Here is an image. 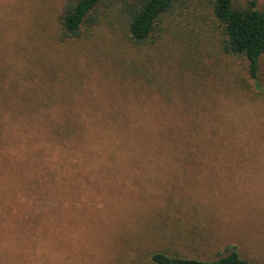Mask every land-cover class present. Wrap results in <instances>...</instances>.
I'll return each instance as SVG.
<instances>
[{"label":"rangeland","instance_id":"374dc122","mask_svg":"<svg viewBox=\"0 0 264 264\" xmlns=\"http://www.w3.org/2000/svg\"><path fill=\"white\" fill-rule=\"evenodd\" d=\"M62 2L0 0V264L212 259L228 245L264 264V58L257 82L244 76L198 7L208 40L190 51L178 34L137 46L107 22L62 40ZM2 102H72L77 134L46 128L66 106ZM21 161L49 188L25 184Z\"/></svg>","mask_w":264,"mask_h":264},{"label":"trees","instance_id":"16d2710c","mask_svg":"<svg viewBox=\"0 0 264 264\" xmlns=\"http://www.w3.org/2000/svg\"><path fill=\"white\" fill-rule=\"evenodd\" d=\"M180 7L187 9L186 15L176 12ZM194 7L203 11L207 9V12L205 11L207 17L204 16L203 21H211L213 31L217 33L212 42L213 46L243 60V70L246 73L244 76L257 82L264 58V12L259 9L258 0H246L243 3L239 0H63L58 16L60 37L62 40L79 39L86 36V33L95 26L107 22L121 28L128 39L137 46L161 42L165 35L178 34L180 43L183 44L182 49L190 51L191 43L188 41L201 44L203 40H208L205 29L198 22L201 16ZM196 14L198 21L193 23L192 19ZM211 36L213 37L214 34ZM24 104L27 108L20 109L19 112L23 111L21 113L41 114L42 108L51 115L59 105L66 106L65 121L61 123L51 121L53 123H48L46 128L48 127L62 139L70 134H77L76 126L73 124L76 116L71 107L72 102H2V110H6L5 106L18 107ZM193 104L195 102H191L192 107ZM1 118L3 117L0 115V128H3L5 121ZM19 165L21 167L16 168V173L25 184L49 188L48 184H43L38 175L32 174L31 166L27 162L21 161ZM148 262L151 264H263L246 259L236 246L232 245L217 251L212 259L183 257L165 250H151L148 254Z\"/></svg>","mask_w":264,"mask_h":264}]
</instances>
